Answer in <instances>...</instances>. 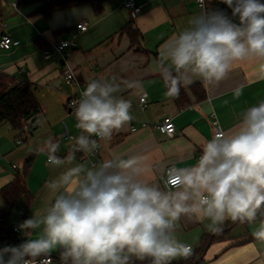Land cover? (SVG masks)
Listing matches in <instances>:
<instances>
[{"label":"clouds","instance_id":"clouds-1","mask_svg":"<svg viewBox=\"0 0 264 264\" xmlns=\"http://www.w3.org/2000/svg\"><path fill=\"white\" fill-rule=\"evenodd\" d=\"M220 3L226 7L194 16L159 52L167 97L178 98L195 79L218 85L237 62L259 63L264 80V0ZM120 91L114 79H93L73 102L81 134L64 158L57 142L46 141L47 164L61 171L46 182L43 209L19 225L26 239L0 248V264H37L39 257L52 264L54 251L61 264H172L193 252L175 234L185 217L207 220L213 234L227 221H259L253 236L264 241V100L240 113L234 131L207 140L194 164L166 166L161 187L146 179L153 168L144 155L109 152L94 166H68L77 152L93 153L133 120Z\"/></svg>","mask_w":264,"mask_h":264},{"label":"crops","instance_id":"crops-1","mask_svg":"<svg viewBox=\"0 0 264 264\" xmlns=\"http://www.w3.org/2000/svg\"><path fill=\"white\" fill-rule=\"evenodd\" d=\"M125 1L106 0L99 16L90 5H83L56 10L46 17L37 11L43 1L19 6L18 0H0V41L4 34L14 41L9 50L0 47V72L32 83L42 108L31 135L9 123L0 125V192L31 159L25 177L28 197L19 198L8 219L12 229H19L17 235L22 241L26 237L19 225L43 209L46 182L61 171L47 164L46 141L51 138L57 142V155L64 158L71 152L72 138L81 134L75 126L74 110L67 104L77 90L64 82L63 56L54 52L46 58L43 54L54 44L74 36L76 46L69 51L68 64L82 85L86 87L93 79H114L121 85L117 96L131 102L133 120L114 132L111 142L101 141L100 161L109 152L125 158L144 155L153 168L146 179L161 187L166 166L183 167L196 162L204 143L214 136L215 121L225 132L234 131L240 113L264 100V80L257 78L259 63L252 61L234 64L218 85L206 88L194 78L192 85L182 87V96L167 97L159 52L171 37L190 27V20L203 13L201 7L197 0H137L142 10L133 17L124 6ZM206 1L211 7L218 0ZM83 20L89 23V28L79 31L76 25ZM129 26L139 31L134 42L125 30ZM130 81L135 86L129 87ZM238 87L242 94L236 98L234 90ZM144 94L147 104L142 107L140 97ZM165 117H171L176 125L173 137L155 127ZM144 122L150 125L143 126ZM132 126L137 130L133 131ZM86 154H75V161L68 166L79 163L92 166ZM0 205L9 210L1 195ZM258 223L236 222L223 237L207 241L205 236L211 233L206 227L208 221L185 217L175 234L192 246V264H264V241L253 236ZM58 254L59 251H54L51 256L58 259Z\"/></svg>","mask_w":264,"mask_h":264},{"label":"trees","instance_id":"trees-1","mask_svg":"<svg viewBox=\"0 0 264 264\" xmlns=\"http://www.w3.org/2000/svg\"><path fill=\"white\" fill-rule=\"evenodd\" d=\"M37 1L44 2V5L37 11L49 17L56 10L83 5H90L96 16H99L102 13L106 0H18L17 4L20 6ZM213 6H215V3H213ZM125 30L131 35L134 42V37L139 34L138 29L129 26L126 27ZM138 49L139 48H137V50ZM183 92V88H181L179 96H182ZM41 112L42 108L36 95V87L32 83L21 81L14 76L0 72V125L9 123L16 129H22L28 136L36 129ZM30 164L31 159L26 162L24 170L18 173L15 180L0 192L1 197L9 206V210H6L0 205V248L16 246L23 242L14 229L9 226L8 219L10 210L15 206L19 198L22 196L28 197L25 177ZM27 203H29V200ZM233 224V222H229L223 227L221 233H210L207 234L205 238H207L208 241L223 237ZM57 257L58 259L54 257V261H60L59 254ZM192 261V257H189L188 259L174 260L172 264H192ZM137 264H149V262L138 261Z\"/></svg>","mask_w":264,"mask_h":264},{"label":"built area","instance_id":"built-area-1","mask_svg":"<svg viewBox=\"0 0 264 264\" xmlns=\"http://www.w3.org/2000/svg\"><path fill=\"white\" fill-rule=\"evenodd\" d=\"M197 2L199 6L201 7L202 12L226 7L225 5L220 3V0H218L215 3V6H211V7L207 5L206 0H197ZM124 6L132 12L133 17H136L142 10V6L137 2V0H126L124 3ZM6 25H7L6 23H3V27H6ZM88 28H89V23L86 20H83L76 25V29L79 31H86ZM13 44H14V41L12 37H10L7 34H4L2 36L1 41H0L1 48L5 50H9L12 48ZM74 46H76V42L73 36L67 39H63L61 42L54 44L52 48L46 49L43 54H44V57L46 58L51 57V55L54 52L60 53L63 56L64 62H65L64 71H63L64 82L67 84L74 85L77 90L76 94L71 96L67 103L68 106L75 111V109L73 108V102L78 101L81 98V93L86 90V87L82 85L78 75L76 74L74 70H72L69 67V64H68V56L70 54L69 51ZM146 104H147V95L144 94L143 96L140 97V106L144 107L146 106ZM149 125L150 124L148 122L143 123V126H149ZM155 127L160 129L162 133L166 134L169 137H173L176 134V125L171 117H165L163 121L155 125ZM214 128H215L214 135H216L220 131H224L221 125L220 127L217 126V121L214 122ZM132 130L136 131L137 127L132 126ZM94 139H98V138L94 137ZM99 143H101V141ZM80 153L82 152H77L76 154H80ZM86 155H88V158L91 161V165L94 166L100 161V148L95 150L93 153H87ZM14 231L16 233H19L18 228H14ZM43 259H45V257L37 258V264H39V262ZM51 261L53 264L54 263L53 256H51Z\"/></svg>","mask_w":264,"mask_h":264}]
</instances>
